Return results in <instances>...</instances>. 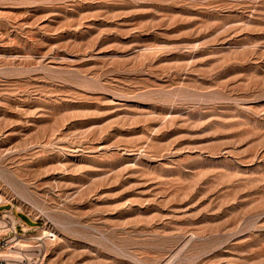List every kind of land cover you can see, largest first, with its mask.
<instances>
[{"label": "rangeland", "instance_id": "1", "mask_svg": "<svg viewBox=\"0 0 264 264\" xmlns=\"http://www.w3.org/2000/svg\"><path fill=\"white\" fill-rule=\"evenodd\" d=\"M0 191V264H264V0H0Z\"/></svg>", "mask_w": 264, "mask_h": 264}, {"label": "built area", "instance_id": "2", "mask_svg": "<svg viewBox=\"0 0 264 264\" xmlns=\"http://www.w3.org/2000/svg\"><path fill=\"white\" fill-rule=\"evenodd\" d=\"M0 204H2V202H0ZM4 219L6 220V224H7V225H9V226L12 225V220H11L10 217H5ZM18 224H20V223H18V222L14 223L13 227H11V228L9 229V231H7V232L5 233V236H6V237H1V238H0V248L10 246L11 244H13V242H15L14 239H15L17 236L21 237V236L24 235V233H25L27 230H30V229H31V227H25V226L22 224V226H23V232L21 233V232H19L18 229H17ZM8 232H9V233H8Z\"/></svg>", "mask_w": 264, "mask_h": 264}, {"label": "bare ground", "instance_id": "3", "mask_svg": "<svg viewBox=\"0 0 264 264\" xmlns=\"http://www.w3.org/2000/svg\"><path fill=\"white\" fill-rule=\"evenodd\" d=\"M0 192H1V191H0ZM1 201H2V202L4 201V196H3V194L0 193V202H1ZM5 212H7V211H5ZM5 212H4V213H5ZM5 217H9V216L6 215ZM5 217H4V218H5ZM10 218H11V217H10ZM12 225H13V223H12ZM12 225H11V226H12ZM17 245H18V244H17ZM20 245H21V244H20ZM0 249H1V248H0ZM13 250H14V249H13ZM14 252H15V251H14ZM18 252H19V251H18ZM2 255H3V254H2ZM2 255L0 254V256H2ZM3 257H4V256H3ZM5 257H8V255L5 256Z\"/></svg>", "mask_w": 264, "mask_h": 264}, {"label": "crops", "instance_id": "4", "mask_svg": "<svg viewBox=\"0 0 264 264\" xmlns=\"http://www.w3.org/2000/svg\"><path fill=\"white\" fill-rule=\"evenodd\" d=\"M20 219V218H19ZM21 220V219H20Z\"/></svg>", "mask_w": 264, "mask_h": 264}]
</instances>
